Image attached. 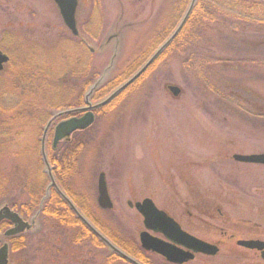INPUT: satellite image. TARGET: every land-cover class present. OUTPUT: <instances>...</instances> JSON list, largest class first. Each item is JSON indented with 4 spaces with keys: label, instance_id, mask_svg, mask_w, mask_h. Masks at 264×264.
Segmentation results:
<instances>
[{
    "label": "rangeland",
    "instance_id": "obj_1",
    "mask_svg": "<svg viewBox=\"0 0 264 264\" xmlns=\"http://www.w3.org/2000/svg\"><path fill=\"white\" fill-rule=\"evenodd\" d=\"M181 2L79 0V34L73 36L54 0H0V51L12 62L0 76V106L17 100L20 94L7 95L16 83L22 96L19 120L0 112L1 179H12L16 168L35 178L47 175L39 152L50 122L47 103L63 100L55 90L59 74L66 73L68 85L76 76L97 74L84 105L73 109L101 103L92 101L95 94L145 53L167 26L176 25ZM245 32L209 26L199 46L168 56L128 99L96 116L88 129L90 143L80 158L75 192L123 238L139 243L143 218L128 203L146 198L204 239L220 236L207 225L215 217L223 228L238 222L264 230V165L233 158L264 154V35ZM170 86L180 94L174 96ZM59 121L47 134H54ZM71 140L62 142L58 152ZM101 173L112 210L98 204ZM8 198L0 201V209L9 206ZM34 221L24 233L27 247L10 253L9 264H133L105 243L79 242L83 235L74 228L42 217ZM228 245L214 257L200 256L188 264H258ZM113 254L119 258L110 261Z\"/></svg>",
    "mask_w": 264,
    "mask_h": 264
},
{
    "label": "trees",
    "instance_id": "obj_2",
    "mask_svg": "<svg viewBox=\"0 0 264 264\" xmlns=\"http://www.w3.org/2000/svg\"><path fill=\"white\" fill-rule=\"evenodd\" d=\"M191 2L192 0H182L176 25L167 26L145 53L105 84L93 97L92 101L94 103L104 101L144 67L157 50L173 35L178 27V21L181 17L180 14L182 15L183 13V17L186 16ZM213 25H225V27H230L234 33L251 31L264 35V0H196L188 20L175 40L134 84L120 93L109 105L98 109L95 112L96 116L100 118L107 111L111 113L114 107L116 108L121 102L128 99L139 88L149 72L168 56L177 52L181 53L194 45L195 47L199 46L202 37L205 35V30ZM11 65L12 62L10 61L7 67ZM3 73H7L6 70ZM3 73L0 76L4 75ZM66 78H68L66 73H61L57 76L58 85L55 90L57 91L59 89L62 92L61 98L63 100L55 105L52 102L47 103V107L51 110L50 118L54 112L82 107L84 105V97L91 85L95 82L97 74L85 73L84 75H79V77L76 76L72 85H68L69 82H66ZM14 83L16 82L14 81ZM19 90H21V86L17 83L14 84L13 88L8 90L7 95L9 97V95L20 94L19 97H17V100H11L9 106H0V112L3 115L11 114L12 121L19 120L18 118L22 114L20 109H18V106L22 102V96ZM74 95L75 97L73 98ZM35 107L39 110L38 106ZM12 114H15L17 117L12 116ZM35 114L36 112L32 116ZM90 131L87 130L78 133L61 152H58V149L56 151L53 149V133L52 131L49 132L46 140V154L52 175L63 193L78 207L81 214L96 230L128 256L138 260L142 264H152L138 251L135 242L129 241L115 232L112 227L100 218L89 202L87 200H83L82 202L80 196L75 192L74 183L79 170L80 158L89 146L90 142L87 135ZM39 160L40 165L46 166L40 152ZM44 177L46 179L45 182L43 180ZM9 185L12 187H7ZM49 185L48 174L42 173L39 177L35 178L32 175H26L24 170L21 172L16 168L15 175L12 179L5 181L0 176V201L8 196L9 200L7 204L25 220L29 221L42 217L46 221L58 222L63 226L78 230V235H83L82 239L78 238L79 242L83 241V243L89 245L95 244L99 247H105L103 242L76 217L68 203L59 195L56 189L49 188ZM12 195L19 196L18 203L11 198ZM9 226V222H3L0 226L1 233H4ZM6 240L10 244L11 254L27 247L26 234ZM118 258L116 254L109 256L110 261Z\"/></svg>",
    "mask_w": 264,
    "mask_h": 264
},
{
    "label": "water",
    "instance_id": "obj_3",
    "mask_svg": "<svg viewBox=\"0 0 264 264\" xmlns=\"http://www.w3.org/2000/svg\"><path fill=\"white\" fill-rule=\"evenodd\" d=\"M57 7L59 8L60 14L64 21L65 26L69 29L73 36H77V12L79 6V0H54ZM196 0H193L189 11L181 22L180 26L176 29L173 35L158 49V51L152 56V58L144 65V67L138 71L131 79H129L125 84H123L119 89H117L112 95L107 99L98 103L96 105H88L83 109H75L62 112L56 115L47 125L44 131V139H42L43 155L46 162V167L48 169V175L51 180V187H55L62 198L70 205L76 215L81 219V221L105 244H107L113 252L125 258L131 263H136L134 259L124 254L120 249L114 246L108 239H106L102 234H100L77 210L74 204L70 199L59 190L57 184L53 178L51 168L47 162V158L44 152V142L46 134L49 128L52 125V122L60 116L75 114L80 111H86L85 115L82 117H72L67 120L60 122L55 128L54 134V147H57L58 144L65 140L69 139L74 133L82 132L89 129L95 122L96 117L94 111L98 108L106 106L112 99L117 95L122 93L128 87H130L134 82H136L146 70L154 63V61L168 48V46L175 40L177 35L180 33L184 27L188 17L195 5ZM10 57L0 51V73L4 71L5 66L9 63ZM169 90L174 96H178L181 90L178 87L170 86ZM234 160L246 164H259L264 165V154H253V155H234ZM98 204L103 210H112L114 208V203L110 197L108 185L106 182L105 173H101L98 179ZM129 207L135 208L144 219L145 231L140 235V243L142 248L155 252L169 262L174 264H185L189 261L195 259L196 254H205L208 256H216L219 253V248L215 245H211L207 242H204L189 233L185 232L180 228L178 224L161 210H159L150 198L133 204L131 201L128 203ZM4 221H9L12 224V227L8 229L4 236L6 238L15 237L26 231L32 229L35 225V221L31 222L25 221L17 212L13 211L9 206H4L0 209V225ZM150 231L156 233H162L169 242L160 240L153 237L150 234ZM1 237V234H0ZM240 246H243L247 249L264 251V241H241L239 242ZM182 247V248H179ZM10 257V247L6 242L0 247V264H9Z\"/></svg>",
    "mask_w": 264,
    "mask_h": 264
},
{
    "label": "flooded vegetation",
    "instance_id": "obj_4",
    "mask_svg": "<svg viewBox=\"0 0 264 264\" xmlns=\"http://www.w3.org/2000/svg\"><path fill=\"white\" fill-rule=\"evenodd\" d=\"M80 113L81 114L79 116H82L84 114L83 111L80 112ZM53 125H54V123H53ZM53 149L55 151L57 150V148H53ZM71 210L76 215L75 211L73 209H71ZM160 210H162V209H160ZM78 212H80V211L78 210ZM217 212L219 213V215L222 216L221 209H218ZM164 213L168 216V218H172L176 222V224H178L180 226V228L182 230H184L185 232L191 234L192 236H194V237H196V238H198V239H200V240H202L204 242H207V243H209L211 245L217 246L219 248V253L225 247V245L229 244L228 247L231 249L232 252L234 251V249L237 248L241 252L250 254L249 257H251V260L257 261L258 264H264V251H259V250H256V249L255 250L247 249V248L239 245V242H241V241H264V230L261 229L260 225L256 226L254 228V227L245 226L244 223L236 222V223H234L233 227L229 226L227 228H223L219 224V221H221L220 218H218V217L217 218L215 217V219L211 218L207 225L211 229L215 230V233L220 232L221 233L220 234L221 237L220 236L219 237L213 236L214 238L212 240H209V239H206V238L205 239L201 238V237L191 233L190 231L185 230L184 227L178 221H176V219H174L171 215H169V213H167L165 211H164ZM76 217L79 218L77 215H76ZM141 233L139 234V243L135 242V245H136L138 251L142 255L145 256V258H146V260L148 262H150L152 264H174V263L169 262L166 258H164L163 256H161V255H159V254H157L155 252H151V251H147V250L143 249L141 244H140V235H141ZM150 234L153 237H155V238H158L160 240H164L166 242H169V240L162 233H156L154 231H150ZM179 248H182V247L179 246ZM234 252H236V251H234ZM200 256H203V257H214V256H208V255H205V254H196L195 255V259L193 261H195ZM134 261L136 263H133V264H142L136 259H134ZM193 261H191V262H193ZM188 263H190V262H187L185 264H188Z\"/></svg>",
    "mask_w": 264,
    "mask_h": 264
}]
</instances>
